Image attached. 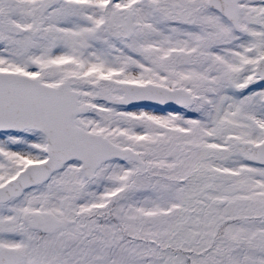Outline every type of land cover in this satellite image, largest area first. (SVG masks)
I'll return each mask as SVG.
<instances>
[{
	"label": "snow or ice",
	"instance_id": "obj_1",
	"mask_svg": "<svg viewBox=\"0 0 264 264\" xmlns=\"http://www.w3.org/2000/svg\"><path fill=\"white\" fill-rule=\"evenodd\" d=\"M0 264H264V0H0Z\"/></svg>",
	"mask_w": 264,
	"mask_h": 264
}]
</instances>
